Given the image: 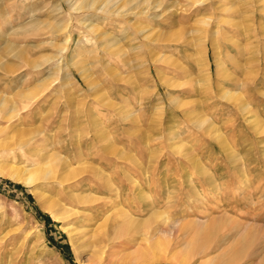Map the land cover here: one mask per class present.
<instances>
[{"label":"rangeland","instance_id":"1","mask_svg":"<svg viewBox=\"0 0 264 264\" xmlns=\"http://www.w3.org/2000/svg\"><path fill=\"white\" fill-rule=\"evenodd\" d=\"M78 1L0 0V164L76 174L0 175V264H264V0Z\"/></svg>","mask_w":264,"mask_h":264},{"label":"bare ground","instance_id":"2","mask_svg":"<svg viewBox=\"0 0 264 264\" xmlns=\"http://www.w3.org/2000/svg\"><path fill=\"white\" fill-rule=\"evenodd\" d=\"M95 1L96 0H89V1H85V0H81V2L80 1H78V2H80L76 7H74L73 9H75V10H79L80 8L82 9H88V8H93L94 6H95ZM108 1L109 0H104L103 1V3L102 4H100L99 6H96L95 7V10L96 9H104V10H106V8L108 7L107 6V3H108ZM77 3V2H76ZM145 8V7H144ZM144 8H141L142 10L140 11V13H144L145 12V10H144ZM109 10H110V8H109ZM131 10H132V8H131ZM103 11V10H102ZM112 12V11H111ZM64 28H66V27H64ZM39 64V63H38ZM38 64H34L33 66H37ZM41 64V63H40ZM36 69V68H35ZM37 69H38V67H37ZM222 96V95H221ZM27 97H29V95L27 96ZM33 97V96H32ZM36 97V96H35ZM223 97L224 98H227V99H231V98H236V99H238V97H234V95L233 94H230V92H224L223 93ZM34 98V97H33ZM32 98V99H33ZM30 99V98H29ZM4 102V101H3ZM2 102V103H3ZM2 103H1V105H2ZM240 107V106H239ZM238 107V108H239ZM14 108V107H13ZM12 108V109H13ZM244 108H246V107H244ZM243 108V109H244ZM13 110H15V108L13 109ZM244 112V111H243ZM13 114V113H12ZM52 158H56L57 160H62V158L61 157H58V156H54V155H49V156H47V159H45L44 160V162H43V164H39L40 162H38V163H34L33 165H34V167L33 168H24L23 166H15V165H13V164H0V175L1 176H5V177H8V178H10V179H12V180H14L15 182H18V183H22L23 185H25V186H33V188H34V185H35V183L37 184V181H46V182H53V181H55V182H57L59 185H61V184H63L64 182H70V180L72 179V177H73V174H74V170H72L71 168H69L68 166H69V164H66V168L62 171V173L61 174H59V175H55V173H53V171L54 170H52L51 169V167H50V165H51V159ZM53 160H55V159H53ZM57 169V168H56ZM74 175H76V174H74ZM33 192L34 193H38V191L36 192V191H34L33 190ZM43 195V194H42ZM68 196L70 197V198H73V197H75V198H77V200L78 201H80V202H89V198H87L86 199V197H84L85 199H84V201H81V198H79L80 197V195H79V197L77 196V194H72V193H68ZM83 196H85V195H83ZM87 196V195H86ZM39 197V196H38ZM40 197H41V195H40ZM89 197V196H88ZM80 202H78L79 204H80ZM52 203V208L54 209V210H52L51 209V206H50V210H51V212H52V214H53V216L56 218V219H63V218H66L67 219V217H69V216H71V215H77V217L75 218V220L77 221L78 219H80V218H82L83 220H89V216L88 215H86V214H80V210H78V209H74L73 207H66V206H61V204H59L57 201H53V202H51ZM74 203H76V202H74ZM77 203V204H78ZM74 205V204H73ZM87 205V204H86ZM84 206V205H83ZM56 207L57 208H59V210L60 211H57L56 210ZM76 208V207H75ZM84 208V207H83ZM89 208V207H88ZM88 208H84V209H88ZM82 211V210H81ZM84 212V211H83ZM83 212H81V213H83ZM222 219H223V217H222ZM221 219V217L219 218V220H222ZM65 221V220H64ZM81 221V220H80ZM131 221H134V220H131ZM113 222H115V220L113 221ZM130 222V220L128 219L127 220V222L126 223H124V224H130L129 223ZM223 222V221H222ZM86 223V222H85ZM106 223H107V218L105 219V221L104 222H102V224H98L97 225V228H98V230H101V229H105V226H106ZM118 223H120V222H118ZM134 223V222H133ZM220 223V222H219ZM215 224H217V223H215V222H212V224L211 223H209V224H206V225H215ZM123 224H115L114 225V230H113V236H115L117 233H121L122 234V232H121V230L123 229V227L124 228H127L126 226H122ZM132 225V224H131ZM247 225V224H246ZM250 226L249 227H251L252 225L251 224H249ZM77 226V228H78V225H76ZM81 226V225H80ZM81 227H83V226H81ZM86 226H84L83 228H85ZM185 227V226H184ZM247 227H248V225H247ZM253 227V226H252ZM257 227V226H256ZM260 227H262V226H260ZM107 228V227H106ZM186 228V227H185ZM264 228V227H263ZM108 229V228H107ZM248 230H250L249 228H247ZM247 229H245V230H247ZM255 229V228H254ZM253 228H252V230H254ZM258 229V228H257ZM128 230H131V228L129 227V229ZM127 229H126V231H128ZM247 230V231H248ZM251 230V231H252ZM263 230V232L261 231V233H263L262 235H264V229H262ZM102 231V230H101ZM104 231H108V230H104ZM126 231H124L123 232V234H125V232ZM210 231V230H209ZM245 232V231H244ZM253 233V240H252V242L253 243H255L257 240H259L260 239V237L262 236L261 234H260V231H258V230H255V231H252ZM104 233V232H103ZM119 233V234H120ZM246 234H247V232H245ZM244 233V234H245ZM109 234V233H108ZM207 234V233H206ZM249 234V233H248ZM251 234V233H250ZM259 234H260V236H259ZM105 235V234H104ZM252 236V235H251ZM250 236V237H251ZM106 237V236H105ZM109 237H111V236H109ZM117 237V236H116ZM119 237V236H118ZM117 237V238H118ZM167 239V238H166ZM173 239V238H172ZM262 239V238H261ZM167 240H169V239H167ZM161 241V239L159 240H156V241H154L153 243H151V247L153 248V249H155V248H157L158 246H159V242ZM196 241V240H195ZM195 241H191V243H189L190 244V247L191 248H193L194 249V247H196V245L197 244H199V243H197V242H195ZM260 241V240H259ZM263 241V240H262ZM262 241H260V242H262ZM152 242V241H151ZM195 243H197V244H195ZM258 242H256V244H257ZM169 247V246H168ZM156 250V249H155ZM191 250V249H190ZM228 252V251H227ZM159 253V252H158ZM154 255V254H153ZM188 256V255H187ZM187 256H185V255H183V256H180L179 254H177V255H174L172 258H171V261L172 262H174V263H176V264H186L187 263ZM161 257V256H160ZM160 257H157L156 259H154V260H159L160 259ZM189 257V256H188ZM139 258V256L138 257H134V261H137V259ZM231 258V257H230ZM221 259V258H220ZM154 260H151V261H149L148 263H153L154 262ZM161 260V259H160ZM189 260V259H188ZM219 261H222V260H219ZM226 261H227V259L224 261V263L223 264H227L226 263ZM231 262V261H230ZM136 262H133V264H135ZM218 264H219V262H217Z\"/></svg>","mask_w":264,"mask_h":264}]
</instances>
